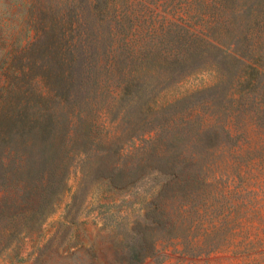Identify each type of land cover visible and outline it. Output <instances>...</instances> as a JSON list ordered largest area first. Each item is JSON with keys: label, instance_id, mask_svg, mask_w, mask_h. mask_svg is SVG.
<instances>
[{"label": "trees", "instance_id": "obj_1", "mask_svg": "<svg viewBox=\"0 0 264 264\" xmlns=\"http://www.w3.org/2000/svg\"><path fill=\"white\" fill-rule=\"evenodd\" d=\"M117 1L21 0L30 35L13 46L8 41L12 35L4 33L0 222L9 229L10 244L38 232L63 201L74 159L96 148V97L110 87L137 99L140 114L148 105L141 97L157 92L150 105L161 137H167L174 150L182 145L205 146L204 169L196 173L202 185L209 179H201V170L214 169L220 155L264 154V0H250L243 11L230 13L224 9L235 0H195L192 5L201 2L207 10L191 14V6L184 14L190 21L183 17L170 21L143 43L127 41L123 18L111 28L119 12ZM205 72L214 74L213 86L159 105L166 84ZM11 77L17 83L12 85ZM18 84L28 90L17 93ZM176 154L181 155L172 169L160 171L167 182L157 194L153 213L146 217L163 236L137 237L138 243L127 247L130 264L156 256L159 242L183 245L182 253L191 257L209 255L227 242L189 238L195 231L201 238L220 224H194L186 214L179 219L162 202L170 183L185 185L186 177L175 169L179 162L190 160L193 165L200 159L185 160V153Z\"/></svg>", "mask_w": 264, "mask_h": 264}, {"label": "rangeland", "instance_id": "obj_2", "mask_svg": "<svg viewBox=\"0 0 264 264\" xmlns=\"http://www.w3.org/2000/svg\"><path fill=\"white\" fill-rule=\"evenodd\" d=\"M194 1L118 0L119 12L114 14L111 28L123 18L121 28L129 33L127 41L143 43L170 21L179 22L181 17L190 21L184 14L191 6V14L207 10L201 2L192 5ZM249 2L235 0L224 11H243ZM20 3L21 0H0V47L4 45V33L12 35L8 41L13 46L30 35L24 23L26 11ZM16 63L18 66L20 60L16 59ZM4 74L0 72V76ZM10 79L12 85L17 83L16 78ZM215 81L213 73L205 72L180 83L166 84L158 103L167 104L177 95L211 87ZM16 89L17 93L28 90L24 84H18ZM125 93L110 87L97 95L99 104L96 118L93 116L96 148L74 159L70 189L40 230L10 244L9 229L0 222V264H130L125 258L127 247L138 243L137 237L146 233L149 239L156 240L163 236L152 229L146 217L149 211L153 213L157 194L167 182L160 171L172 169L181 155L178 152L186 154L185 160L200 159H195L193 165L190 160L179 162L175 169L186 177L185 185L170 183L162 202L179 219L186 214L194 224H220L201 238L197 231L189 238L209 244L227 242L218 251L200 257L183 254V245L159 242L156 256L133 264H264V154L220 155L214 169L201 170V179H209L207 185H202L196 173L204 169L205 146L182 145L174 150L154 123L150 100L154 101L157 92L141 97L148 104L145 114L139 113V101ZM183 208L186 213H182Z\"/></svg>", "mask_w": 264, "mask_h": 264}]
</instances>
